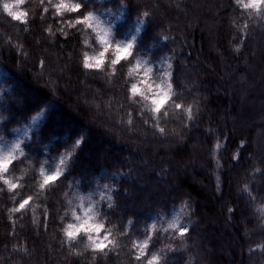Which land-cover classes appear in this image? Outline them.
<instances>
[{"label":"trees","instance_id":"trees-1","mask_svg":"<svg viewBox=\"0 0 264 264\" xmlns=\"http://www.w3.org/2000/svg\"><path fill=\"white\" fill-rule=\"evenodd\" d=\"M7 1L0 154L19 144L24 155L15 151L0 174V264H138L132 241L146 230L155 235L145 264L153 253L160 264H264V16L236 0H68L112 30L100 68H85V55L95 65L104 45L94 26H70L79 13L57 15L58 0H24V24L3 10ZM134 36L133 58L113 72L116 43ZM137 65L154 71L129 74ZM167 71L176 95L157 127L148 87ZM132 83L147 101L132 97ZM41 168L65 175L40 189ZM4 179L20 187L10 191ZM27 195L30 204L11 212ZM90 206L117 241L103 252L83 232L71 243L64 235L78 223L72 212L83 217ZM175 219L189 229L183 238L163 232Z\"/></svg>","mask_w":264,"mask_h":264},{"label":"snow or ice","instance_id":"snow-or-ice-1","mask_svg":"<svg viewBox=\"0 0 264 264\" xmlns=\"http://www.w3.org/2000/svg\"><path fill=\"white\" fill-rule=\"evenodd\" d=\"M49 4H52V0H48ZM236 3L243 7L245 10H253L257 15L264 16V0H236ZM24 4V0H15V3H4L3 4V10L7 13L9 17L13 21H19L20 23L27 24V16L28 13L24 11L19 10V6ZM56 9L57 15H62L64 12H70V13H79V18H76L74 21H69L70 26L75 25H84L88 28H93V24L96 25L95 28H93L94 31H97V37L100 40V43L104 45V52H101L99 57L96 58L95 65L90 64L89 58L87 55H85V61H84V67L90 68V67H96L100 68L101 64L104 60L105 53L109 50L111 47L109 38L111 36L112 30L102 28L99 24V21L93 16L92 12L90 11H82L83 4L81 2H73L69 3L68 0H58L57 3L53 5ZM45 12H47V9H45ZM144 16L147 17L148 13L145 12ZM139 24V21H138ZM247 28V25L244 26ZM50 31V30H49ZM141 31L140 27L138 26L136 28V32L139 33ZM136 41V37L134 36L132 38V41L128 43H116L115 45V55L114 58L111 59V65L113 66V72H115V66L120 64L122 59H129L133 58L134 56V43ZM236 51H239V47L236 48ZM121 53L126 54L122 57ZM41 65H43V61H41ZM137 68L131 69L130 73L133 71L138 70ZM167 68L170 70L172 68V64L169 63L167 65ZM145 75L153 73V68L149 67L145 70ZM166 76L168 77L167 80H163L161 78V83L156 84L155 91L152 90V88L149 86L148 90L153 92V99L151 100V106L149 108V111L153 114V119L156 120L158 127L159 119L161 116L166 117L168 115L167 110L165 108V104L167 101L172 100L173 96L176 94L173 92V84L171 82V72L167 71ZM144 83L147 85V80L144 81ZM131 94L132 97L135 98L138 95H142L143 99L145 101L148 100V96L144 95L138 85L136 83L131 84ZM136 100L133 99V103H135ZM174 107L177 110H185L184 106L179 102H174ZM188 112V118L192 119V109L189 107L186 109ZM131 115V114H129ZM143 113H141V117H143ZM145 123H148V120L144 121ZM129 125L132 124V120L129 119L127 121ZM159 132L164 133L165 129L163 127H159ZM82 143L81 140L76 141V146L79 147ZM240 147L243 148L244 144L243 141H241ZM20 151V155L23 156L24 152L20 150V145L17 144L12 152H9L7 155H0V174L7 173L9 170V164L14 159V152ZM69 159L71 157L69 156ZM61 165H65V159L61 158L60 160ZM256 171H259L257 169ZM40 175L43 177L42 182L39 184L40 189H45L47 186H49L51 183L60 181L64 175L65 172L61 168H57L55 171H52L50 174H45L43 168L40 169ZM2 178V177H0ZM4 184L8 185L9 190H15L16 188L20 187V185L16 183H12L7 179L3 180ZM105 188H108L107 185H105ZM244 192H246L250 199L251 196V189L246 185L243 189ZM103 200L104 197H101ZM33 200L32 195H27L26 197H22L21 200L18 202V206L12 208L10 211L13 213L20 212L21 210H24L27 205L30 204V201ZM107 200L109 201L108 207H112V196L109 194L107 196ZM231 212L232 209H229ZM258 212L264 216V206L260 207L258 209ZM96 211H94V207L90 206L87 208V210L84 212L83 217L78 216L75 211L72 212L73 218L78 223H69L67 224L66 228L64 229V235L69 243L74 241L78 235H80L81 232L84 233V235L87 236L88 240L91 242V247L94 251L99 250L101 252L104 251L105 248H108V246L111 244L113 246L116 245L117 241L115 237H113L112 229H105V225L101 222H98L96 220ZM129 224H131V221H129ZM153 229L156 227L155 224L151 226ZM169 230L172 231V238L180 237L183 238L188 233L189 229L187 226L182 225L179 221V219H175L172 222L167 224V227L163 229V232L168 233ZM95 233V236L93 235ZM103 233V234H102ZM120 235H126V232L121 231ZM153 235L155 233H150L146 230L145 232V238L142 242L132 241L133 248L136 250L135 254V260L138 262V264H145V258L148 257V249H149V243L153 239ZM110 237H112L110 239ZM158 238V237H157ZM129 239H131L129 237ZM261 249H264V245L259 246ZM167 248L171 250V245H168ZM163 251V250H162ZM163 259L162 255L153 253L150 258H147L146 264H160V261Z\"/></svg>","mask_w":264,"mask_h":264},{"label":"rangeland","instance_id":"rangeland-1","mask_svg":"<svg viewBox=\"0 0 264 264\" xmlns=\"http://www.w3.org/2000/svg\"><path fill=\"white\" fill-rule=\"evenodd\" d=\"M7 3H15V0H10V1H7ZM98 21H99V24H100V26L102 27V28H106V29H109L110 28V26L105 22V20L104 19H101V18H99V16H96V15H93ZM93 26H94V28L96 27V25L95 24H93ZM97 32V31H96ZM100 41V40H99ZM131 41V40H130ZM129 41V42H130ZM103 45V44H102ZM121 55L123 56V55H125L124 53H121ZM95 62H96V60H95ZM139 67H138V70L140 71V73L142 72L144 75H145V69L146 68H149V67H147V66H142V65H138ZM136 68H137V66H136ZM140 75V74H139ZM150 74H148L147 75V77L149 76ZM146 76V75H145ZM142 77V76H141ZM146 79H143V80H140V82L143 84L144 83V81H145ZM163 80H167V76H166V74L163 76ZM159 83H161V82H159ZM158 83V84H159ZM151 87V86H150ZM152 90L153 91H155V87L154 88H152ZM152 92V91H151ZM153 99V92H152V98H151V100ZM36 122V120H34L32 123H31V125L32 124H34ZM11 150H12V148H11ZM9 152L8 151H5V154H3V152L0 154V155H7Z\"/></svg>","mask_w":264,"mask_h":264}]
</instances>
